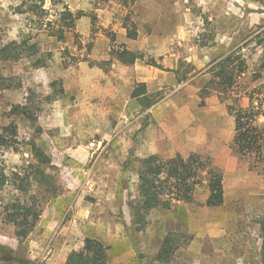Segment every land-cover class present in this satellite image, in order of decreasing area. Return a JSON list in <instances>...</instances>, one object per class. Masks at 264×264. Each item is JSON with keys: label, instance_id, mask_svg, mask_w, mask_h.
<instances>
[{"label": "rangeland", "instance_id": "1", "mask_svg": "<svg viewBox=\"0 0 264 264\" xmlns=\"http://www.w3.org/2000/svg\"><path fill=\"white\" fill-rule=\"evenodd\" d=\"M140 1L151 7L153 22L133 9L135 0H0V128L17 125V143L0 148V174L7 176L0 188V264H65L87 237L107 246L110 264H264L257 250L264 216L246 212L262 205L252 202L246 187L227 182V194L236 191L239 198L225 199L223 189L220 203L206 205L211 191L205 174L189 205L158 206L142 211V219L129 207L139 200L140 160L150 154L198 153L222 180L232 161L264 179L263 151L258 159L235 150L227 108L247 107L250 96L264 102V0ZM65 7L79 18L58 39L54 31L65 24ZM155 26L152 45L135 51L145 65L153 60L162 66L169 79L154 75L153 85L138 87L144 93L138 97H128L138 82L121 84L120 98L100 73L80 81L86 65L98 63L107 73L119 62L111 57L113 48L127 47L119 28L136 30L138 38ZM236 49L246 69L235 90L201 95L212 77L209 67ZM76 81L77 90L87 91L84 115L75 111L81 107ZM163 100L169 104L167 131L148 109ZM259 122L264 126V113ZM32 144L49 156L51 167L35 160ZM19 171L30 175L27 194L13 183ZM28 194L42 212L29 234L17 237L5 205Z\"/></svg>", "mask_w": 264, "mask_h": 264}, {"label": "trees", "instance_id": "2", "mask_svg": "<svg viewBox=\"0 0 264 264\" xmlns=\"http://www.w3.org/2000/svg\"><path fill=\"white\" fill-rule=\"evenodd\" d=\"M61 16L65 24H58L56 31H54L57 33L58 39H62L65 29L72 28L73 20L79 18L68 7L61 11ZM127 35L130 38H136L137 31L127 29ZM111 57L130 65L137 59H142L143 54L120 45L111 50ZM108 61L110 62L111 59ZM147 63L162 69V66L153 60H149ZM245 69L246 63L240 50H231L209 67L212 77L207 85L201 89V95L202 92L209 93L212 90L220 94H227L228 91L231 93L237 87V78ZM142 86L145 87V84L139 83L137 88L133 89V97L141 94L138 92V87ZM58 92H63L62 87ZM249 100L250 103L245 108L234 106V104L227 105L234 116L233 145L241 155H254L258 159H263L264 126L259 122L260 116L264 113L263 99L260 97L254 99L253 96H250ZM21 108L24 109V106ZM15 143H17V125L10 122L0 128V148L13 147ZM32 151L39 164L51 167V159L40 147L32 144ZM205 174L210 177L211 191L206 205H216L221 202L223 194L222 176L214 171L208 158H204L198 153H190L187 156L175 153L166 158L157 154H150L142 158L138 170L139 200L136 204H129L131 215L133 218L142 219V211L148 212L158 206L170 209L175 201L191 202L194 191L202 183ZM6 179V175L0 174V188L6 184ZM13 183H15L18 191L27 194L30 187V175L20 171L14 172ZM5 211V219L14 227L15 235L26 237L34 228L42 208L39 200L28 194L25 200L17 197L12 202L7 203ZM260 230L262 238L261 261L264 263V219L260 221ZM107 249V246L99 239L87 237L82 249L73 250L68 254L65 264H110Z\"/></svg>", "mask_w": 264, "mask_h": 264}, {"label": "crops", "instance_id": "3", "mask_svg": "<svg viewBox=\"0 0 264 264\" xmlns=\"http://www.w3.org/2000/svg\"><path fill=\"white\" fill-rule=\"evenodd\" d=\"M142 2L140 0H135V3L133 5V9H135V11L139 14L142 15L143 19L147 22H153V18H155L154 16H152L150 14V10L151 7L147 6V7H143L141 6ZM86 16H83V18ZM78 20V19H77ZM118 37L119 40L121 41V43H124L129 50L135 51V50H148V48L152 45V41L155 40L157 38L158 35V27H154L152 29V33L148 34L146 37H138L136 39L130 38L127 35V32L124 28H119L118 29ZM167 57H164L163 59V63L167 62ZM100 61V58H97ZM102 61H105L104 58H102ZM109 60V58H107ZM106 59V60H107ZM86 65V64H84ZM102 74L104 79L108 80V85L110 84V89H112L111 91H109L113 96L115 97H121L118 96L120 95L119 92L117 91V87L121 84L124 85H128L129 82L134 83V82H138L139 83H144L147 85H153L155 80H154V75L155 77H157V75H159L161 78H163V81L166 80V77H168V79L170 78V74H167L168 71H165L161 68L158 67H153L152 65L147 66L143 63V61L141 59H137L133 64L127 65L124 64L122 62H113L112 63V68L110 71H108L107 73H105L102 69L101 66L98 65V63H95L93 66H89L86 65L85 67L81 68L80 71V81L85 80L86 78L90 79L92 74ZM168 75V76H167ZM70 76V75H69ZM114 79V83L115 86L113 85V82H111L112 78ZM152 77V78H150ZM70 79V77L68 78ZM69 82V80H68ZM72 85V84H69ZM80 85L79 82H75V90H77V87ZM101 86V84L99 85V87ZM68 87V86H67ZM135 88V87H134ZM133 88V89H134ZM70 89V86H69ZM115 90V91H113ZM150 90V89H149ZM152 90V89H151ZM66 93L68 92L67 88L65 89ZM70 93L71 89L69 90ZM117 91V92H116ZM132 87H130V90L128 91V97H130V95H132ZM77 92V93H76ZM74 94L76 96V99L78 100L79 104L81 105V107L77 106L75 108V111L77 114H81L85 113V111L89 110V106H87L86 104H84V100L87 97V91L82 88H79ZM68 94V93H67ZM144 93H141L140 95L142 96ZM69 95V94H68ZM139 95V96H140ZM138 97V96H137ZM67 104V103H66ZM153 105V104H152ZM264 105V102H263ZM262 105V107H263ZM151 106V105H150ZM168 107L169 104L168 102H166V100H163L161 103H159L158 105H153L151 107H149V112L152 114L154 120H156L164 130L167 131V126L165 123V118L166 115L169 114L168 112ZM63 109V111L67 112L68 109H70L68 107V105L65 108H61V110ZM210 110H204V113H209ZM163 122V123H161ZM234 136V133H233ZM233 136H232V142H233ZM231 141V139L229 140ZM219 142V146H220V141ZM217 146V145H216ZM215 147V145H214ZM149 148L152 150L151 153H154L156 151L155 146L150 145ZM263 153H264V148H263ZM251 172L248 171V168H238L235 164V162H231V164H229L226 168L225 171H223V182H224V191H225V199H227V196H231L233 197L232 199H238L239 196L237 194V192L235 191L233 194H227V188H226V183L227 182H231L235 187H246L247 188V192L249 193V195H251L252 199H253V203L257 204V205H262V207H257V208H246V212L251 214V217H253L252 215H261L264 216V179L259 176V175H253L250 174ZM231 199V200H232ZM176 202V201H175ZM177 205L176 207H178V205H181V201H177ZM186 203V202H184ZM259 203V204H258ZM186 205H189V203H186ZM203 211V210H201ZM261 246H262V240L259 243V246L257 247V250H261ZM261 257V254H260ZM261 262V259L260 261ZM262 263V262H261Z\"/></svg>", "mask_w": 264, "mask_h": 264}]
</instances>
